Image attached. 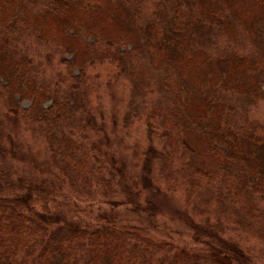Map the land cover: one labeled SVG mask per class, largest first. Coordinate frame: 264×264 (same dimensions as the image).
Here are the masks:
<instances>
[{"label": "trees", "instance_id": "16d2710c", "mask_svg": "<svg viewBox=\"0 0 264 264\" xmlns=\"http://www.w3.org/2000/svg\"><path fill=\"white\" fill-rule=\"evenodd\" d=\"M33 1L0 0V25L6 27L0 32V122L3 115L46 143L48 158L36 164L47 172L14 161V147L26 135L16 139V130L5 131L0 123V264H264V123L247 106L264 100V0H181L178 5L187 7L177 6L176 23L164 26L167 15L159 9L146 30L137 22L139 0H50L35 14H46L69 38L56 81L43 80L32 58L20 60L16 41L10 43L27 35ZM58 4L66 18L55 16ZM79 16L92 23L86 31L75 23ZM238 25L258 52L214 58L209 34L234 39ZM166 28L176 33L171 39ZM132 31L138 37L127 35ZM143 48L152 58L137 66L145 61L138 52ZM76 69L80 73L73 76ZM124 75L130 77L127 126L141 114L133 107L136 97L154 99L143 120L147 145L132 153L133 173L110 152L92 99L100 82ZM18 97L30 105L22 106ZM75 121L93 126L96 140L69 135L66 123ZM155 136L163 141L159 150ZM115 182L121 185L118 199L108 195ZM95 185L106 188L111 210L93 222L77 214L80 203L68 187L92 196ZM164 199L182 203L199 246L158 236ZM228 230L246 233L257 246L227 237Z\"/></svg>", "mask_w": 264, "mask_h": 264}, {"label": "rangeland", "instance_id": "374dc122", "mask_svg": "<svg viewBox=\"0 0 264 264\" xmlns=\"http://www.w3.org/2000/svg\"><path fill=\"white\" fill-rule=\"evenodd\" d=\"M139 1L142 4L140 9L143 13H141L140 16L137 17V22L145 30L148 26L149 21L158 20L157 13L159 12V9H161V11L165 12V14L167 15H164L163 23L164 26H167L173 25L177 22V14L175 15L177 6H181V11L185 10L187 7L184 4L178 5L181 0ZM48 3L52 4L50 0H35L32 2V5H28L32 8L29 12L31 14L29 16L30 21H24L25 25L28 26L27 35L19 37V34H16V37L19 38L17 40H10V43L11 41H16L15 43L12 42V45L18 47V49L21 51V56L23 58L19 57L20 60L26 61V59L32 58L33 63L31 67H38V71L40 72L43 80H53L54 78H56V81L60 77V71H58V69L60 68L62 71L65 69L63 64L59 60L60 51H63V45L69 38L66 34L61 37V34L59 33L56 25H52L49 23L50 20L49 17L46 18V14L41 13L42 16H38L37 14H35L36 11L38 12V10H43ZM54 6L55 16H57L58 18L67 17L65 8H62L60 4ZM249 7L251 6L249 5ZM81 12L83 11H79L78 14H81ZM6 22H12L11 17L9 19H6ZM77 22L79 23L78 27L84 25V31H86V26L92 25V23L88 24L85 21L83 22L80 16L79 18L76 17L75 23ZM73 24L74 23H72V25ZM111 28L113 27L111 26ZM5 30L6 27L4 26V24L0 25V32H4ZM165 31L168 35V39H171L176 34L170 28H166ZM235 31L237 32V35L234 39L228 38L227 33H224V35L220 34L218 37H214L213 33L209 34V36H212L211 38L213 44L209 45L207 49L208 51L214 49V58L216 56L224 54L251 55V53L255 52V50L258 52V49L254 47L253 44L249 41L248 35L244 32L243 26L239 27L238 25ZM127 35L129 37H138V34H135L133 31L131 32V34L128 33ZM24 39L25 41L23 43L20 42L21 44H16L17 41H21ZM93 41L94 37L91 36L88 42L91 43ZM127 45H129V48H131L133 44ZM80 47L88 50V46L84 48V44ZM10 51L13 52L12 49ZM138 52L142 55L141 60L145 59V61L141 62L137 66H144V63H148V60L152 58V53L145 48H143V50H139ZM50 55L52 56L51 59H49ZM72 57L73 55L71 53L66 56L67 59H71ZM79 70L80 69H76L73 76H77L80 73ZM151 70L154 71V69ZM149 77L151 76L149 75ZM114 78H116V76ZM129 78V76L127 77L124 75L123 78H119V80H112L113 82H107L106 79L103 80L99 83L96 95L92 94V99L94 100V106L97 110L96 112H94L97 121L101 126H104L106 133L110 138V152L117 155L118 158L123 162L127 163L129 171L133 173L137 172L138 170L134 167L135 161L132 159V153L137 145H140L141 151H143L144 146L147 145L146 125L145 122L143 124V120L147 116L145 115V113L150 109V106L153 105L154 99L151 97H136V102L134 103L133 107L140 110L141 114L137 121L127 126L125 122V114L127 112L129 94L127 90H125V87L127 88L128 86V81L130 80ZM148 80H151V78H149ZM18 102L24 107H28L30 105L29 100H23L20 97H18ZM242 102L246 103V101H244L243 99ZM50 104L51 101H46L44 103V106L47 107ZM247 106L250 107V115L264 123V100L259 102L257 105L250 106V104H247ZM145 108L147 109L145 110ZM1 116L3 118V122L0 123L3 124V128L5 131H10L12 129L16 130L13 133V136L16 137V139L21 137L23 138L26 135L25 139L28 141L27 142L25 140H22V145L19 144L20 146L17 145L16 147H14L15 154L19 155L14 159V161L19 162V164H27L33 171H39L38 174L40 175L45 174L47 171L42 170L37 166L36 159L39 158V162H43V159L48 158V156L46 155V152L48 151L46 143L44 144L43 140L36 135L26 133L21 128V126H18L17 130L13 123L7 122L4 116ZM131 122H133V120ZM66 124L69 125L68 127H66V131L69 132V135L71 136L73 134L76 139L82 142H87L88 138L91 136L93 140H96L94 135L98 134L95 132L93 126L87 125L86 123L83 124L81 121H75L73 124H69L67 122ZM17 131L19 134L17 133ZM161 140L162 139L155 136L154 144L157 146L158 150L161 149L163 145V141ZM105 143L108 144L106 140ZM28 156H32L34 161H29ZM108 170L114 174L117 173L116 168L109 167ZM105 177L109 179L110 176L106 174ZM125 177L132 181V176L127 174V172ZM113 187L114 190L109 191L108 195L112 199H118L122 195L121 185L115 182L113 184ZM105 190L106 188L104 186L95 185L91 188V192L93 194L92 196H90L88 194H79L77 191H73L70 187H68L70 198L80 203L77 214L93 222H95L96 217L102 210H111L110 206L105 202L104 199L105 197L103 194H105ZM71 192H74V194H71ZM163 201L164 209L158 216V220L156 222V228L160 232L158 236L163 238L172 237L173 241L189 247L199 246L192 239V232L186 227V221L184 220V216L182 213V203L179 202L178 199H164ZM118 209L126 211L125 206L119 207ZM130 216L133 219L136 217L132 214H130ZM226 235L227 237L233 239L240 238L242 239L244 244L250 247L257 246L258 244L257 240L239 230H228L226 232Z\"/></svg>", "mask_w": 264, "mask_h": 264}]
</instances>
